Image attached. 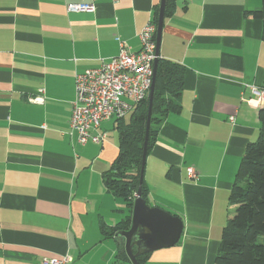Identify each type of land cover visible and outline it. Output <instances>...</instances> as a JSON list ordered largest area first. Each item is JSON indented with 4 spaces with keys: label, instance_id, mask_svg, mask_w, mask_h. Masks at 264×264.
<instances>
[{
    "label": "crops",
    "instance_id": "obj_1",
    "mask_svg": "<svg viewBox=\"0 0 264 264\" xmlns=\"http://www.w3.org/2000/svg\"><path fill=\"white\" fill-rule=\"evenodd\" d=\"M159 1L0 0V264L64 254L67 264L114 259L117 239L102 238L99 222L128 214L102 177L118 137L109 135L111 119L100 124V143L80 145L67 135L74 74L116 55V37L138 50V33ZM71 3L93 10L68 12ZM260 6L176 0L164 17L159 57L185 66L181 107L162 121L143 178L148 204L181 217L183 232L143 264H212L232 213L228 192L264 107L250 89L264 81L262 23L246 12ZM37 95L42 102L30 100Z\"/></svg>",
    "mask_w": 264,
    "mask_h": 264
},
{
    "label": "trees",
    "instance_id": "obj_2",
    "mask_svg": "<svg viewBox=\"0 0 264 264\" xmlns=\"http://www.w3.org/2000/svg\"><path fill=\"white\" fill-rule=\"evenodd\" d=\"M175 1L166 0L164 17L172 14ZM260 1V8L246 12L252 18L261 21V37L264 40V0ZM152 19L157 25L158 5L153 9ZM184 73L183 64L158 57L146 154L154 144L167 113L179 111L181 107ZM260 88L264 89V81ZM147 112L148 96L128 113L127 120L124 119L125 116L115 118L118 153L110 168L102 173V177L107 190L126 202L128 214L113 225L104 220L99 222V233L102 238L117 239V251L109 264H132L124 249V239L115 234L130 227L133 200L140 180ZM257 117L258 135L246 144L238 163L228 192V203L232 206V213L222 227L212 264H264V107L258 110ZM147 194L148 188L143 178L141 196L148 203ZM133 250L135 251V248ZM148 255L149 253L137 255V264H143Z\"/></svg>",
    "mask_w": 264,
    "mask_h": 264
},
{
    "label": "built area",
    "instance_id": "obj_3",
    "mask_svg": "<svg viewBox=\"0 0 264 264\" xmlns=\"http://www.w3.org/2000/svg\"><path fill=\"white\" fill-rule=\"evenodd\" d=\"M68 12L92 11L90 3L66 5ZM156 25L150 18L138 33L140 48L136 51L126 46L119 37V51L108 58H100L96 67L77 71L74 74V97L68 121L67 135L80 144L100 143L105 131L99 130L104 120L121 118L132 111L149 94L153 77ZM250 89L260 100L264 99V89L251 85ZM42 102L43 96L30 99ZM229 120L233 121V116ZM191 178H197L194 167L186 168ZM70 255L43 257L42 264H67Z\"/></svg>",
    "mask_w": 264,
    "mask_h": 264
},
{
    "label": "water",
    "instance_id": "obj_4",
    "mask_svg": "<svg viewBox=\"0 0 264 264\" xmlns=\"http://www.w3.org/2000/svg\"><path fill=\"white\" fill-rule=\"evenodd\" d=\"M165 2L166 0H160L158 5V20L155 33V53L158 57ZM156 62L157 59L153 62V77L148 94V112L141 159L140 180L133 200L130 227L127 230H119L115 234L124 239V249L132 264H137L136 256L139 254L150 253L153 250L176 244L183 232V221L181 217L157 205H149L141 196V183L146 158V141L150 125L151 104L155 84ZM133 248H135V251Z\"/></svg>",
    "mask_w": 264,
    "mask_h": 264
},
{
    "label": "rangeland",
    "instance_id": "obj_5",
    "mask_svg": "<svg viewBox=\"0 0 264 264\" xmlns=\"http://www.w3.org/2000/svg\"><path fill=\"white\" fill-rule=\"evenodd\" d=\"M129 117L128 114L125 115L124 119L127 120ZM115 122V118H111V120H108L105 122L106 127H108V129H110V136H117V131L115 129V127L113 126V123Z\"/></svg>",
    "mask_w": 264,
    "mask_h": 264
}]
</instances>
